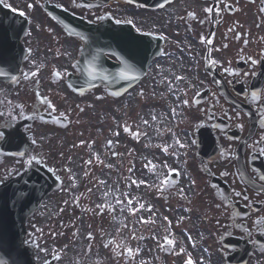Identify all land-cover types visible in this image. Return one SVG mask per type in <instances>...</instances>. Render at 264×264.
<instances>
[{"label":"flooded vegetation","instance_id":"flooded-vegetation-1","mask_svg":"<svg viewBox=\"0 0 264 264\" xmlns=\"http://www.w3.org/2000/svg\"><path fill=\"white\" fill-rule=\"evenodd\" d=\"M32 1L35 4H31L28 16L33 33L24 41L30 55L19 83L8 87L0 82V112L9 114L0 116V124L14 115L17 118L12 121V128L23 120L17 115L18 104H24L26 116H60L68 124L60 128L33 122L31 128H24L31 136L30 143L33 140L36 143L24 147L27 154L24 157H0V182L36 166L51 168L52 175L62 181L61 188L51 195L53 205H59L61 211L70 212L72 217L51 220L52 223H70L71 228L78 231L85 228L98 236L103 233V223L77 218L75 214L88 215L96 205L84 191L85 185L80 186V180L88 176L86 168L81 171L87 162L76 156L78 143L88 133L85 119L80 117L83 108L78 114V97L66 86V77L81 44L43 11L42 4L46 1L57 4L91 22L100 21L98 16H111L121 22L131 20L136 32L139 29V33L151 34L162 41L161 55L152 61L144 80L159 76L161 67L169 65L173 55L183 57L182 72L195 84L190 94L200 96L197 104L193 102L196 116L191 127L194 132L198 129L210 132L218 148L217 157L211 162L202 159L207 170L200 183L191 188L200 196L195 207L210 223L186 224L194 230L193 236L202 247L212 251L209 254L213 256L212 264H264V234L256 223L264 220V0H151L163 2V7L133 5L125 0H105L99 7L93 6L98 0ZM82 3L92 7L77 6ZM206 7H213L214 11L205 13ZM189 12L196 14L195 19L188 16ZM252 59L257 60L255 65ZM210 60L216 63L212 65ZM55 71L63 78H55ZM31 72L37 75L25 80L24 74ZM36 91L51 102V109L45 110L36 98ZM103 91L107 99L106 90ZM252 92L260 95L253 100ZM194 141L196 144V137ZM31 156H37L41 162L27 164ZM206 186L213 194V205L205 202ZM218 204L221 207L217 208ZM245 228L252 233L251 239ZM39 239L40 236H32L30 241L38 245ZM171 254L168 249L167 255Z\"/></svg>","mask_w":264,"mask_h":264},{"label":"snow or ice","instance_id":"snow-or-ice-1","mask_svg":"<svg viewBox=\"0 0 264 264\" xmlns=\"http://www.w3.org/2000/svg\"><path fill=\"white\" fill-rule=\"evenodd\" d=\"M128 2L131 3V2H133V0H128ZM165 2H167V0H165ZM73 3H75V0H73ZM32 6L33 5H28V7H30V8ZM77 6H84V7H89V8L92 7L91 4H83V5H77ZM161 7H163V5H161ZM203 11L205 13H211V12L214 11V8L213 7H206V8L203 9ZM20 15L23 16L24 13L21 12ZM188 16L191 17L192 19H195L196 14L194 12H189ZM106 18H107L106 16H98L97 20L102 21V20H105ZM116 23L120 24L121 21L120 20H116ZM127 23L131 24L132 21L129 20V21H127ZM139 31L140 30L137 29L138 33H139ZM69 35H77L81 40L85 41L86 43L89 41V39H91L90 37H87V36H85L82 33H76L74 30H70L69 31ZM144 35H149V34L148 33H140L137 36H131L129 34V35H126V36H124L122 38L126 42H128L129 44L135 45L136 49H137L136 55H139L142 58H146V56H147V45H145L143 40H142V37ZM89 47H90V45H89ZM101 55H102V51L93 50V51H91L89 53L90 58L86 59V62H85L84 66L73 65V68H76V70L79 72L81 77H85L86 78V82L95 81L97 79L109 80V78H111V82L115 83V82H117L119 80L131 81V80L136 78L135 76L131 75V72L133 71V66L129 65L126 61H121V63L123 64V67L118 72H116V73H106V70L103 69L102 65L99 64V59H100ZM141 63H142V60H141ZM215 63H216L215 60H210V64L214 65ZM251 63L253 65H255L257 63V60L252 59ZM36 75H37V72H31L30 74L29 73H25L23 78L25 80H27V79H30L31 77H35ZM53 75L57 79H62L63 78V75L59 71L54 72ZM245 75H247V74H245ZM253 75H255V73H253ZM0 78H4V79L9 80V81H11L13 83H19L18 77L14 76V75H11V73L8 70H6L5 68H3V67H0ZM176 79L177 80H181L182 77H176ZM69 87L72 88L73 91H76L77 87H79L80 91H81V94H83V87L82 86L69 84ZM112 95L118 96V95H120V93L119 92H113ZM259 95H260V93L252 92L251 93V98L253 100H255ZM36 98L38 100H40L42 105L45 106V110H49V109H51L53 107V105L51 104V102L47 98H42L40 96V93L38 91H36ZM98 99H101V98L98 97ZM182 103L184 105H189L190 101L185 99V100L182 101ZM15 107L17 109H19L17 115L20 118H23V119H33L34 118L33 116H26L25 115V106H24V104H18ZM36 111L38 112V109ZM81 111H83V109H81ZM174 112H175V110H173V113ZM3 115H9V114L8 113H4V112H0V116H3ZM16 118H17L16 115L11 116L10 120L6 121L4 124H0V141H10L15 136H17L19 134L18 130H16V129H13L12 131H8V132H6L4 130V129L12 128V121H14ZM155 119H156V117L153 116V120H155ZM144 123L147 124L148 122L144 121ZM124 131L125 132H130L131 131L130 127L126 123L124 125ZM117 135H118V133H117ZM133 136H134V138L138 139L139 136H140V133L139 132L133 133ZM32 143L34 144V143H36V141L33 140ZM176 143L179 144V141H177ZM193 143H195V141H193ZM108 144L110 146L112 144V141H108ZM180 147H185V145L180 144ZM163 151L167 152L168 151L167 147H164ZM113 154L115 155V153H113ZM15 155L24 157L27 154L25 152H17V153H15ZM33 162L39 164L41 162V160L38 159L37 156H31L26 161L27 164H32ZM88 163H91V161H88ZM149 164H151V161H149ZM147 166L148 165H146V167ZM155 167H156V165H151L150 170L155 169ZM129 170L131 171V169H129ZM48 171L52 172L53 169L49 168ZM68 171L70 172L71 170L68 169ZM172 171H175V170H172ZM176 175L177 176L179 175L178 171H176ZM57 179H59V177H57ZM101 183H103V181H101ZM131 183L136 184L137 187H139V185L145 183V181L141 180V181L137 182V181L133 180V181H131ZM192 183L194 184L195 181H193ZM163 185H164V187L162 189H158V190L167 191L169 187L175 186V182L172 179H166L165 181H163ZM179 195L181 196V198H183V189L180 190ZM236 195L240 196L241 193H236ZM246 198L247 197H245V199ZM131 204H132V201L128 200L127 205H125V207H127L128 205H131ZM98 207H103V206L98 205ZM219 207H221L220 204L217 205V208H219ZM225 207H227V205H225ZM143 208H144V205L140 204L139 205V209H143ZM121 210L123 211V207H122ZM129 210L132 211V212H135L138 209H129ZM186 211H190V210L186 209ZM165 220H167V217H165ZM144 222L147 223V221H144ZM217 223L219 224V221H217ZM256 223L261 226L259 230L261 231L262 234H264V220H257ZM165 230L167 231V229H165ZM244 230L248 233L249 239H251L252 233L250 231H248L247 228H245ZM91 238L92 237H91V233H90L89 234V239H91ZM141 239H143V237H141ZM251 242L252 243H256L254 240H252ZM175 243L176 242H175L174 239H171L168 236H165L164 237V243L162 245H160V247L163 250L167 251L169 248L174 247ZM107 246L108 245H105V247H107ZM193 246H195L194 243H193ZM181 251H183V249H181ZM205 251H207V249H205ZM138 252H139L138 249H136L135 252H134V250L132 248H127L126 247V248H124L122 254L123 255H127L128 257H132L134 254H138ZM185 264H193V262L189 258L185 262Z\"/></svg>","mask_w":264,"mask_h":264},{"label":"rangeland","instance_id":"rangeland-1","mask_svg":"<svg viewBox=\"0 0 264 264\" xmlns=\"http://www.w3.org/2000/svg\"><path fill=\"white\" fill-rule=\"evenodd\" d=\"M162 80L165 83H168L169 82L168 76L167 77L165 76V78L162 79ZM164 85L165 84H158L157 85L158 88H159V91L155 95V94H153L154 89H152V84H150V81H149L148 84L141 86L144 89V93H143L142 96L146 98L145 100L150 101V105H152V106H153V104H156V103L162 104L165 101L162 97L163 96H166V97L170 96V92H168V93H163L162 92L161 89L163 88ZM153 86L155 87L156 86V83ZM173 86L176 87L178 90H182L183 89V86H179L177 84H173ZM134 93L136 95L138 94L136 91H134ZM135 94H131L129 97H126L125 99H123L122 104H126L127 102L128 103L133 102L135 104V102H134L136 100ZM185 99L188 100V98L186 96H184L183 94H180L179 93V104H180V108L183 110L184 115L186 113V119H188V117H189V110H191V109H190V105H184L182 103V101L185 100ZM100 104L101 103H99V106L101 107L102 105H100ZM135 111H136V109H135V107H133L132 108V111H131L130 120L128 121V125H129L132 133H134L140 127L139 126V123H138V121L136 119V116H135ZM119 122L121 124V117L119 119ZM117 124H118V120H117ZM172 124H173V122H172ZM120 128L121 129H119V130L116 129L115 132H114V134L117 137L118 141L119 142H125L127 144H131V142L133 141V139H131L132 137L130 136L128 138V137L124 136L123 133H122V129L124 128V125L122 126V124H121V127ZM110 130H112V134H113L114 129L108 128L109 133H110ZM117 133H118V135H117ZM131 135H133V134H131ZM182 140H184L185 143H188V141L190 140V133L188 132V130L185 131V135L182 136ZM134 142H140V139L135 138L134 139ZM180 153L184 154V151L179 150L178 148L177 149L175 148V150L171 151L168 154V156H166L164 162L173 161L171 157L173 155L174 156L175 155L178 156ZM134 154H135V151H134ZM151 154L154 155V156H156V158L159 161L163 157V155L161 153V150L159 148H155ZM104 176L106 177V175H104ZM181 189H183V188L180 187L177 190H181ZM179 196H180L179 193L178 192H175V198L177 199V198H179ZM183 196H186V192L184 190H183ZM139 199H140V196L137 195L136 196V199H135L137 203H140L139 202ZM141 204H143V203H141ZM121 209H122V207H118V209L116 210V213L113 214L112 219H115V223H117V221H121V220H123L125 222L126 220L129 219L125 214L121 213ZM157 216L160 217L161 215L155 209L153 211V213L150 215L151 221L149 223H156V224L149 225V226H147V228L150 229L151 235L154 236L153 239L155 240V242H154V244L152 246L153 252L159 256V263L160 264H163V262H164L163 256L157 250V247L160 244L162 237L165 236V235H167L170 230L175 229L176 226L173 225V228L171 229L170 228V225H172V224H170V223H174V222H169V221L167 222L168 218H167V220H165V216H164V222H162V220H157L156 221L155 219L157 218ZM108 218H109V216L106 217L105 219H108ZM165 223H167L168 226H166ZM165 229H167V231ZM145 233H146L145 232V229L143 230L142 228H139L136 231V237H135V240H134V244L133 245L135 247H138L139 250L142 249V247L140 246V243H141V240H142L141 237L144 238ZM127 244H131V243L127 241ZM81 245L84 246V240H81ZM146 247H147V244H146ZM132 248H134V247L132 246ZM136 249L137 248H134V252H135ZM146 253H148V252L145 251V254ZM74 257H75L74 255L72 256V254H70L67 257L66 261H64L62 264H69V263H71L72 261H74ZM147 257L148 258L144 260L145 261V264H157L156 262L155 263L152 262V260H151V254H148ZM106 260H107V258H106ZM119 260H120L119 261V264H121L123 258L120 257ZM138 261H139V258L137 257V254H134V260L130 261L129 264H138ZM107 264H111V263L108 262Z\"/></svg>","mask_w":264,"mask_h":264},{"label":"bare ground","instance_id":"bare-ground-1","mask_svg":"<svg viewBox=\"0 0 264 264\" xmlns=\"http://www.w3.org/2000/svg\"><path fill=\"white\" fill-rule=\"evenodd\" d=\"M174 102V98L171 97L169 99V103H173ZM136 119L139 123V125L141 126L142 130H141V136L143 137V142L144 144H148V145H152L154 142V135L152 134V126L154 124V126H156L157 130L160 133H165L168 131L172 130V125L170 124L169 121H171L170 117V112L166 111L164 113H159L158 111L156 112L154 108L151 107V105L148 104V102L146 100H143L139 111H137L135 113ZM153 116L156 117L155 120H153ZM144 121H147L148 123L145 124ZM172 132V131H171ZM172 141V139H171ZM172 146V145H171ZM148 155V154H147ZM144 173V178L146 180H149L152 178L153 175V169L150 170V168H146L143 169L142 171ZM137 173L136 172H132L130 174L129 179L126 182V187H125V199H126V205L128 200H131V195L135 192V187L133 183H131V181L135 180V175ZM150 200L151 202H154V199L152 196H150ZM132 201V200H131ZM150 202V204H151ZM134 207V203L132 202L131 205H128L126 208L127 209H133ZM148 209H152L151 206L148 207ZM147 257L144 255H140V264H144V260ZM158 260V258H156Z\"/></svg>","mask_w":264,"mask_h":264},{"label":"water","instance_id":"water-1","mask_svg":"<svg viewBox=\"0 0 264 264\" xmlns=\"http://www.w3.org/2000/svg\"><path fill=\"white\" fill-rule=\"evenodd\" d=\"M7 15L4 16V19H7ZM9 27L0 25V60H5V57L7 55H10L14 49H15V41H10V38L8 37L7 40H4L5 34L10 36ZM88 31H96V29H88ZM4 33V34H1ZM100 34V32H97ZM14 38H17L15 35H13ZM100 38V36L98 37ZM1 218H0V225L5 226L7 230H10V232L15 233L17 229V225H22V219H17V216H20L22 214V211H17V213L13 210H0ZM10 244L12 246L19 245L17 241L14 243L12 240L10 241Z\"/></svg>","mask_w":264,"mask_h":264}]
</instances>
